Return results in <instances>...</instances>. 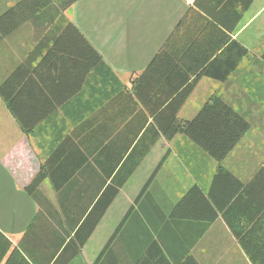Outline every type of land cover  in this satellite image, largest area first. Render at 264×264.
Returning a JSON list of instances; mask_svg holds the SVG:
<instances>
[{
    "label": "crops",
    "instance_id": "0c3cea01",
    "mask_svg": "<svg viewBox=\"0 0 264 264\" xmlns=\"http://www.w3.org/2000/svg\"><path fill=\"white\" fill-rule=\"evenodd\" d=\"M191 7L179 36L248 49L177 113L192 119L219 95L251 121L221 162L165 132L164 78L134 82ZM66 19L83 36H60ZM263 54L264 0H77L3 37L0 264H264Z\"/></svg>",
    "mask_w": 264,
    "mask_h": 264
},
{
    "label": "trees",
    "instance_id": "16d2710c",
    "mask_svg": "<svg viewBox=\"0 0 264 264\" xmlns=\"http://www.w3.org/2000/svg\"><path fill=\"white\" fill-rule=\"evenodd\" d=\"M76 1H17L0 14V40L26 22L33 20L41 11L53 6L63 11ZM191 11L192 7L163 43L147 68L134 79V82L136 88H139L147 80L158 78V81H160L161 78H164V82L167 81L169 84L168 95L170 97V122L167 127L163 126L165 132L170 137L176 133H184L217 161L221 162L250 129L251 121L219 95L211 96L192 119L183 120L178 117L177 113L187 101L201 77L209 76L226 80L232 71L237 68L241 59L248 54V49L232 36H219V42H216L215 47L212 46L211 51H209V48L205 49L204 44H202L207 36H179L180 30L186 21V19L184 21V18H187ZM66 21V27L60 36H83L71 21L67 19ZM198 50L204 52V55L198 58L192 56ZM206 50L207 53H205ZM221 50L224 51L225 56H217V53ZM0 91H2V86H0ZM41 181L42 175H38L27 189L34 191L39 187ZM194 189L196 187L192 188V190ZM109 202L110 200L106 202V206L100 211V214L93 219L89 231H87L82 241H85L92 233ZM234 231L239 240L244 242L242 231L236 227H234ZM110 241H112V238Z\"/></svg>",
    "mask_w": 264,
    "mask_h": 264
},
{
    "label": "rangeland",
    "instance_id": "374dc122",
    "mask_svg": "<svg viewBox=\"0 0 264 264\" xmlns=\"http://www.w3.org/2000/svg\"><path fill=\"white\" fill-rule=\"evenodd\" d=\"M202 87L199 88V90L194 94V96L192 97V101L197 104L199 103V101L201 100V96L202 94H204L205 92H207L208 88H205L206 86L201 85ZM213 87L215 86H211V88L213 89Z\"/></svg>",
    "mask_w": 264,
    "mask_h": 264
}]
</instances>
